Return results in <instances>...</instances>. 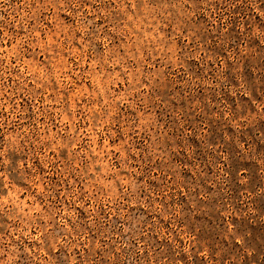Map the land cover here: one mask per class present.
I'll use <instances>...</instances> for the list:
<instances>
[{
  "label": "rangeland",
  "instance_id": "374dc122",
  "mask_svg": "<svg viewBox=\"0 0 264 264\" xmlns=\"http://www.w3.org/2000/svg\"><path fill=\"white\" fill-rule=\"evenodd\" d=\"M0 264H264V0H0Z\"/></svg>",
  "mask_w": 264,
  "mask_h": 264
}]
</instances>
